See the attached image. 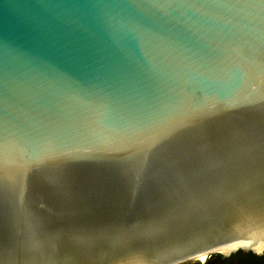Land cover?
<instances>
[{"label":"water","instance_id":"1","mask_svg":"<svg viewBox=\"0 0 264 264\" xmlns=\"http://www.w3.org/2000/svg\"><path fill=\"white\" fill-rule=\"evenodd\" d=\"M240 239L264 0H0V264H264Z\"/></svg>","mask_w":264,"mask_h":264},{"label":"clouds","instance_id":"2","mask_svg":"<svg viewBox=\"0 0 264 264\" xmlns=\"http://www.w3.org/2000/svg\"><path fill=\"white\" fill-rule=\"evenodd\" d=\"M240 248L251 250L257 256L264 255V244H254L252 241L246 239L237 240L234 247L231 248L229 254H231V251H237Z\"/></svg>","mask_w":264,"mask_h":264},{"label":"snow or ice","instance_id":"3","mask_svg":"<svg viewBox=\"0 0 264 264\" xmlns=\"http://www.w3.org/2000/svg\"><path fill=\"white\" fill-rule=\"evenodd\" d=\"M205 259H207L206 256H202V257H201L202 262H203Z\"/></svg>","mask_w":264,"mask_h":264}]
</instances>
